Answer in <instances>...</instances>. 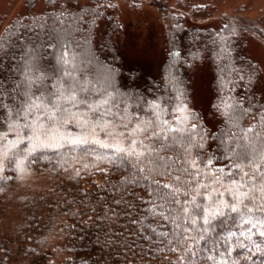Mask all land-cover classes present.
<instances>
[{"label": "trees", "instance_id": "1", "mask_svg": "<svg viewBox=\"0 0 264 264\" xmlns=\"http://www.w3.org/2000/svg\"><path fill=\"white\" fill-rule=\"evenodd\" d=\"M37 1L0 27V264H264V98L243 39L262 26L148 0L164 24L154 75L117 0ZM203 64L211 128L190 100Z\"/></svg>", "mask_w": 264, "mask_h": 264}, {"label": "rangeland", "instance_id": "2", "mask_svg": "<svg viewBox=\"0 0 264 264\" xmlns=\"http://www.w3.org/2000/svg\"><path fill=\"white\" fill-rule=\"evenodd\" d=\"M213 6L214 15L225 13L239 17L242 20L250 18L259 23L264 30V0H209ZM42 0L37 1L40 5ZM24 0H0V27L13 16L23 11ZM119 16L125 21H132V26L127 30V46L129 54L137 61L149 67L154 75L158 74L163 59L162 35L164 24L159 15L157 6L148 0H117ZM136 23V24H135ZM138 24V25H137ZM210 24V23H209ZM212 27L219 26L220 20L214 18ZM130 25V24H128ZM202 25H205L203 23ZM248 56L254 60L260 70V80L256 92L264 98V40L253 34L243 36ZM42 58V63H48ZM14 61L18 62V48L12 42L6 56L3 57V66L10 68ZM10 91L13 89L14 77L12 70L8 73ZM212 97L211 73L207 65L198 67L191 82V105L199 113L203 122L211 128L213 122L210 114V101Z\"/></svg>", "mask_w": 264, "mask_h": 264}, {"label": "snow or ice", "instance_id": "3", "mask_svg": "<svg viewBox=\"0 0 264 264\" xmlns=\"http://www.w3.org/2000/svg\"><path fill=\"white\" fill-rule=\"evenodd\" d=\"M4 107H6V105H4V103H3V93H2V90H0V108H4ZM32 107H34L33 104H27L25 106V114H27V112L30 111L32 109ZM9 111H11V110H9ZM54 118H55L54 114L52 116H49V119H54ZM134 143H135V141H133V144ZM138 155H142V153H138ZM245 158H247V157H245ZM237 167H239V165H237ZM244 175H247V173H245ZM233 183H235V181H233ZM166 187H167V185H166ZM260 191L264 192V182H262L260 185ZM249 198L254 199V197H249V193H247V192L239 193V195L237 196V201H238V203L242 204L244 199H249ZM245 207L247 208V205H245ZM232 211H237L236 205L232 206ZM248 211L251 212L252 209L249 208ZM205 222L207 223V218H205Z\"/></svg>", "mask_w": 264, "mask_h": 264}]
</instances>
